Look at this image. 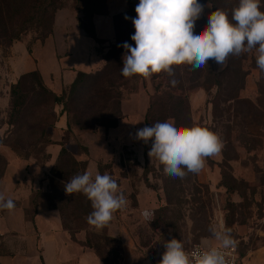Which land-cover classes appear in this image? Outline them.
I'll use <instances>...</instances> for the list:
<instances>
[{"label": "rangeland", "instance_id": "1", "mask_svg": "<svg viewBox=\"0 0 264 264\" xmlns=\"http://www.w3.org/2000/svg\"><path fill=\"white\" fill-rule=\"evenodd\" d=\"M64 1L66 6L58 10L54 31L45 41L31 33L9 47H0V153L8 162L0 181V194L13 199L16 205L11 212L0 209V231L23 228L26 232L24 220L34 223L37 231L47 232L50 224L64 229L59 210L49 208L44 198L39 200L34 221L31 217L35 211L32 199L39 189L47 190L51 168L65 146L77 159L87 161L86 171L93 176L97 172L108 173L116 179L127 198V206L113 214L106 228L89 225L90 230L99 233L104 230L119 241L118 256L113 246L106 248L108 263L97 250L88 248L101 264H159L166 251L164 244L172 238L181 239L186 250L195 244L219 246L210 231L212 225L230 229L240 252L264 245V121L258 117L264 109L258 105L257 111L246 102L257 104L260 72L254 64L255 50L248 53L243 62L248 75L244 88L237 93L238 102L231 98V91H224L219 98L216 87L207 90L194 82H187L184 90L176 91L189 105L190 127L207 126L217 132L223 142L220 153L206 158L198 174L188 173L183 179L166 175L159 160L148 155L152 142L145 144L136 138L137 131L147 126L145 117L155 93L152 76L145 78L146 88L140 87L138 92L124 95V117L116 128L70 133L57 126L60 116L56 127L49 129L56 143L46 148L52 156L47 163H41L40 155L22 159L5 142L10 129L6 120L11 107V86L22 74L39 70L46 85L61 94L74 79L75 72H94L105 63L108 40L101 38L103 41L98 43L86 36L78 24L81 12L75 8L73 0ZM128 3L129 0H108V11L101 17L113 18L127 9ZM199 3L205 7L196 21V29L202 30L214 9L210 2L199 0ZM110 18L101 21L99 33L103 37L114 35ZM98 22L100 24V20ZM209 61L217 72L228 65V58L223 70L214 60ZM214 102H218V109L214 108ZM61 109L62 105L56 106L58 114ZM63 123L66 124V117ZM230 130L232 144H227L223 137ZM237 131L252 134L258 139V146L248 149L240 145L235 139ZM4 180L9 182L4 184ZM16 195L17 200L13 198ZM144 211L151 215L145 217ZM28 226L31 228V224ZM16 235L18 232L0 235V254L15 257L26 253V246L7 244V239L11 241ZM85 236V231L77 234L79 240H84ZM38 251L43 255V248L39 247ZM0 264L10 263L2 259ZM11 264L28 263L18 258Z\"/></svg>", "mask_w": 264, "mask_h": 264}, {"label": "trees", "instance_id": "2", "mask_svg": "<svg viewBox=\"0 0 264 264\" xmlns=\"http://www.w3.org/2000/svg\"><path fill=\"white\" fill-rule=\"evenodd\" d=\"M73 1L75 8L81 12L78 20L80 28L88 37L98 43L102 42L97 35L95 17L107 13L108 0ZM204 1L212 3L214 11L225 10L229 18L232 10L239 4V0ZM137 4L139 0H129L127 9L113 16L115 37L105 49L104 65L94 72L77 71L73 82L61 94H57L46 85L39 70L22 74L18 81L12 84L11 107L6 120L10 129L5 142L19 157L28 160L40 155L41 163L50 161L52 156L46 148L56 142L49 129L55 128L59 117L63 115L67 117L66 130L70 133L97 131L101 127L110 129L119 125L124 117L122 111L124 95L136 93L140 87L146 88V79L142 76L125 78L121 75L123 56L126 52L122 45L127 42L135 47L131 36L136 31L132 18L137 16L135 11ZM65 6L64 0H0V47H9L31 33L36 34L37 39L45 41L54 31L58 10ZM261 10L264 11V0H261ZM126 16L129 19H125ZM28 51L31 53L32 49L29 47ZM247 55L248 53L230 55L227 67L221 72L214 69L212 61H208L207 65L195 70L187 64L173 66L174 77L165 72L153 74L151 78L155 93L151 97L146 113V125L164 122L171 117L178 125L190 127L192 118L189 105L186 98L176 92L184 90L187 82H194L196 86L207 90L216 87L219 98L224 91H231V98L238 102L237 93L244 88L248 75L247 70L243 68ZM254 64L257 67L256 58ZM259 72L257 104L246 100L249 106L257 111L258 105L264 109V71L259 69ZM189 75L191 76L188 77ZM173 78L177 81L175 86L170 82ZM57 105H62L59 114L56 111ZM218 107V102H214V108ZM260 113V116L257 113L255 116L264 121V113ZM223 138L227 144H232V130ZM235 139L248 149H254L259 144L258 139L247 132L237 131ZM83 148L87 150V147ZM7 164L6 157L0 153V181L4 178ZM86 169L87 161L77 159L68 148L62 146L51 168L47 190L39 189L32 199L35 211L31 221H34L37 214L39 200L46 199L49 208L59 210L62 225L71 238L84 247L97 250L108 263L105 250L109 248L108 246H113V251L118 256L119 241L106 234L104 230L102 233L90 230L87 217L93 211L91 201L82 193L67 195L64 190L65 182L78 173L83 174ZM82 231H85L86 236L84 240H79L77 234ZM238 252L240 257H243L248 250Z\"/></svg>", "mask_w": 264, "mask_h": 264}, {"label": "clouds", "instance_id": "3", "mask_svg": "<svg viewBox=\"0 0 264 264\" xmlns=\"http://www.w3.org/2000/svg\"><path fill=\"white\" fill-rule=\"evenodd\" d=\"M204 7L199 0H139L137 16L132 18L136 31L131 39L135 47L127 42L122 45L126 52L121 75L147 79L165 72L174 77L173 66L187 64L195 70L207 65L210 59L223 70L230 55L253 50L257 67L264 71L261 0H239L231 18L225 10L217 9L209 15L206 27L197 30L196 21ZM170 82L172 86L177 83L174 78ZM136 138L145 144L151 141L149 157L159 160L166 175L181 179L188 173L198 174L206 158L223 148L219 134L211 128L200 124L180 126L171 117L139 129ZM64 190L67 195L82 193L91 201L93 211L87 222L97 229L106 227L113 214L127 206L117 180L108 173L77 174L64 183ZM15 207L13 199L0 194V209L11 212ZM143 215L148 217L151 213L144 211ZM210 231L219 246L189 253L181 239L172 238L164 244L166 251L159 264H228L225 250L235 246L230 229L212 225Z\"/></svg>", "mask_w": 264, "mask_h": 264}, {"label": "crops", "instance_id": "4", "mask_svg": "<svg viewBox=\"0 0 264 264\" xmlns=\"http://www.w3.org/2000/svg\"><path fill=\"white\" fill-rule=\"evenodd\" d=\"M101 16L102 15H97L95 17L97 35L100 39L103 38L104 40L105 39L108 40L107 41L108 42L107 46H108L109 43L114 40L115 32L112 37L101 36V34L99 33V29L101 30V21L102 19L107 20L110 18V17L103 18ZM99 20H100V24L98 22ZM110 21H112V25H113V18H110ZM113 31H114V27H113ZM75 76H76V72H75ZM73 80L66 85L71 84ZM64 117L66 116L65 115L61 116V119L57 125L61 129L67 127V117H66V124L63 123ZM49 152L51 153V151ZM54 154L55 156L53 158L55 159L56 153ZM8 182L9 181L7 180L2 181V183L4 184H7ZM17 197L18 195H16L13 198L17 200L18 199ZM23 222L26 232H24L23 228H20L18 230L8 228L6 230H1L0 235H5L6 233L9 232H18V235H16L13 239H11V241L7 239L8 242L7 244L17 243L20 247L26 246L27 247L26 253H23L21 255L17 254L15 257H12L10 255L0 254V263L2 262V259H4L5 262L7 261L11 264L12 261L20 258L21 260H24V262H27L28 264L31 262H33L34 264H101L98 258L92 253L91 250L79 244L78 242L74 241L71 238L69 232L64 230L62 227L59 229L57 224H50V226L47 228V232H45V231H41L40 229H38L37 231L36 225L34 223H27L25 220ZM29 224H31V228L28 226ZM39 247L43 248L44 256L41 255V253H39L38 251ZM48 257L50 258V260H48ZM242 262L243 264H264V245H261L255 249L248 251L247 254L242 257Z\"/></svg>", "mask_w": 264, "mask_h": 264}, {"label": "built area", "instance_id": "5", "mask_svg": "<svg viewBox=\"0 0 264 264\" xmlns=\"http://www.w3.org/2000/svg\"><path fill=\"white\" fill-rule=\"evenodd\" d=\"M205 247H207V246L202 245V244H195L194 246H192L187 251L189 253H192V252H196L199 250H203ZM225 251H226V259L228 261V264H243L242 257H240L236 245L234 247H230L229 249H227Z\"/></svg>", "mask_w": 264, "mask_h": 264}]
</instances>
